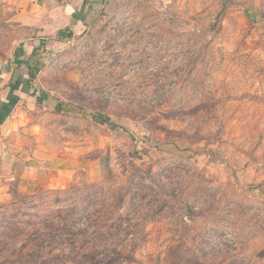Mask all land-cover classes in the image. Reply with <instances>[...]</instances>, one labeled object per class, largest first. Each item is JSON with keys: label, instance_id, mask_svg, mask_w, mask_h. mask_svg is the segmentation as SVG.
Returning <instances> with one entry per match:
<instances>
[{"label": "rangeland", "instance_id": "rangeland-1", "mask_svg": "<svg viewBox=\"0 0 264 264\" xmlns=\"http://www.w3.org/2000/svg\"><path fill=\"white\" fill-rule=\"evenodd\" d=\"M32 65L103 181L1 179L0 264H264V0H121Z\"/></svg>", "mask_w": 264, "mask_h": 264}, {"label": "crops", "instance_id": "crops-1", "mask_svg": "<svg viewBox=\"0 0 264 264\" xmlns=\"http://www.w3.org/2000/svg\"><path fill=\"white\" fill-rule=\"evenodd\" d=\"M120 1L0 0L5 20L18 23L23 33V52L19 57L22 63L14 60L0 64V72H4L0 76V107L13 105L0 126V180L18 181L25 191H65L80 179L88 185L103 181L97 180L92 154L78 153L79 148L68 144L74 126L68 121L57 123L63 110L58 111L60 106L54 95L41 91L36 78L30 79L29 66L34 67L32 62L43 47L70 43L103 14L113 13ZM61 31L71 32L72 36L60 35ZM63 116L66 121L71 114L66 112ZM58 127L65 128L63 139L67 143L62 148L51 137ZM79 155L84 162L80 160L78 165Z\"/></svg>", "mask_w": 264, "mask_h": 264}, {"label": "trees", "instance_id": "trees-1", "mask_svg": "<svg viewBox=\"0 0 264 264\" xmlns=\"http://www.w3.org/2000/svg\"><path fill=\"white\" fill-rule=\"evenodd\" d=\"M60 35H65V36L71 37L72 36V33L71 32L70 33H66L65 31H61L60 32ZM20 52H23V47L22 46H20ZM16 62L19 65L22 63V60L19 59V56H17ZM29 69H30V79L32 80V79L36 78L37 73L39 71V67H37V66H34V67L29 66ZM2 75H4V72L3 73L0 72V76H2ZM12 106L13 105H8V106H6V108L4 106H1L0 107V126L3 124V122L5 121V119L10 114V111L12 109ZM106 120H107V118L106 117H103L101 121L103 122V121H106ZM113 127H115V125H113Z\"/></svg>", "mask_w": 264, "mask_h": 264}]
</instances>
